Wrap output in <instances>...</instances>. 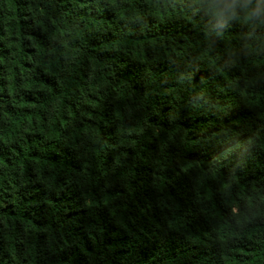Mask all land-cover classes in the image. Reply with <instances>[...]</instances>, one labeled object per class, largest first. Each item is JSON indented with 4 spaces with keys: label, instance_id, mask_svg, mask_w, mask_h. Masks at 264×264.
Returning <instances> with one entry per match:
<instances>
[{
    "label": "trees",
    "instance_id": "16d2710c",
    "mask_svg": "<svg viewBox=\"0 0 264 264\" xmlns=\"http://www.w3.org/2000/svg\"><path fill=\"white\" fill-rule=\"evenodd\" d=\"M0 264H264V0H0Z\"/></svg>",
    "mask_w": 264,
    "mask_h": 264
}]
</instances>
